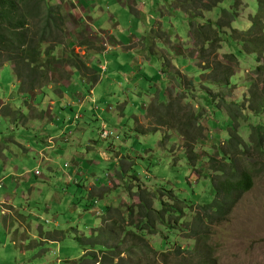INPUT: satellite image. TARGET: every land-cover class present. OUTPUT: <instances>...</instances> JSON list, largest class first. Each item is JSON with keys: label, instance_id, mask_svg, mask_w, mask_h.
<instances>
[{"label": "rangeland", "instance_id": "obj_1", "mask_svg": "<svg viewBox=\"0 0 264 264\" xmlns=\"http://www.w3.org/2000/svg\"><path fill=\"white\" fill-rule=\"evenodd\" d=\"M121 1L136 14L141 13L144 8L142 13L145 16L150 17L154 13L156 17L155 19L151 18L150 26L152 24L155 26L154 29L149 30L152 32L147 34V46L154 49L158 45L162 49H166L168 54L162 50H156L157 54L151 55V61L147 62L150 64H144L142 70H140V66L130 65L131 56L101 60V63H105L101 66H106L110 71L124 70L128 72L134 69L136 72H140L144 80L140 82L139 93H152L151 97L149 96L147 99L133 96L125 85L133 86L135 83H139V78L133 83L126 82L123 77L115 79L112 86L124 82V87H119L116 93L114 91L106 92L105 100L97 103L98 111L89 118L93 119L94 136L92 140L96 146L98 145L97 147H103L113 159L105 161L99 153L89 152L84 161L86 169L82 168L85 175L84 177L78 176L77 179L83 178L81 181L85 182L86 178L92 180V177H89L93 170L91 161L100 162L99 171L94 179L101 187L99 190L95 189L98 191L95 198L101 210L94 208L95 205L92 204L91 208L93 209L90 212L93 214L83 211L85 203L81 202L83 198L89 201L92 193H84L82 196L76 194V187L81 185L79 180L77 183L75 180L70 182V198L64 197L60 193V186L54 179L49 180L52 186H49L48 183L42 187L33 184L35 182L34 175L47 174L44 167L38 168L42 158L24 147L14 145L15 151L22 156L23 161L13 160L14 164L12 165L11 162H3L0 157V200L4 197V193L10 192L12 193L11 201L24 204L23 208L25 209L15 212L17 205L9 206L11 204L9 201L0 203V264H77L83 256L94 253L95 249L83 241L91 235L92 227H99L104 223L103 216L107 206L123 208L133 205L134 219L139 218L136 215L139 211L137 184L142 185L141 188L148 191V199L153 201V207L156 209L159 208V200L164 196L163 189L172 191L179 199L185 200L189 204L204 205L210 203L215 197L211 178L216 175L215 168L223 163L220 151L226 147L225 140L228 139L230 133L231 120L225 108H217V104L213 103L210 93L216 97L218 102L222 97L228 102H233L242 94H247L248 80L255 76L254 69L257 66L255 55L246 53L242 44L232 38H229V41L225 39L218 50L209 53L210 59H216L231 66L235 72L233 82H236L237 85L228 87V85L215 84L213 86L210 81L204 79V75H211L212 70L205 72L206 61L202 62L199 59L201 49H204L205 46H196L193 40V28L190 25L189 17L191 16L183 12V10L190 9H192L191 12H194L193 8L199 5L198 0H144V3L141 2L136 6L134 0ZM231 3L232 0H225L222 5L229 7ZM241 3V16L233 23V27L246 29L249 27L248 16L257 11L258 4L256 0H242ZM163 5H165L164 8H162ZM168 5L171 6V9L168 8ZM175 6L176 8L182 7L183 10L176 9ZM103 9L108 14L115 12L114 8L109 10L107 5H104ZM220 10L219 6L214 11H204L203 17H194L191 22L196 26L208 19L216 21ZM117 13L119 14L116 19L120 27L127 34L130 29H133L131 33L137 35L138 29L144 23L143 19L129 11L121 12L119 9ZM57 16L60 18L57 21L58 25L56 24L57 28L49 32L50 36L47 38V41L51 42L43 44V47L40 48L42 50L52 46L50 55L54 58L49 59L47 58L49 55H42L39 62L41 65L50 66L44 70L47 72V80L41 79V86H36L35 91L30 92L29 96L25 94L24 96L20 92V84L14 76L12 65L6 63L0 68V97L12 100L18 98V104L27 107L31 103L35 105L41 102L39 93L43 90L44 94L48 93L49 100L54 99L59 102L58 109L55 111L58 115L59 112H63L62 108L69 105V101L72 102V98H68V95L65 94L67 98L62 104L60 94L65 91L73 93L76 86H85L82 78L75 77L69 90L65 85L60 86L56 91L52 88L55 81L71 82L70 70L73 68L70 63L87 65L90 56H97L101 53L100 50L90 49V45L87 44H91L89 36L95 34L87 30L85 24H81L79 21L80 12L64 9ZM158 18L160 20L156 22ZM105 20L113 22L114 18L112 15L109 17L106 15L97 22L101 24ZM77 26L82 27L83 36L81 34L79 37L74 36ZM59 28L62 29V37L57 34ZM196 29L197 37H203L199 26ZM171 37H174L173 41H171ZM107 40L106 36L97 37L98 43L106 48L109 46ZM69 44H71V49ZM136 46L137 41L134 44V47ZM139 46H142V43H139ZM206 52H210V49H206ZM230 52L237 56L239 60L237 66L233 62L225 61L226 54ZM172 54L174 57L170 59ZM68 57H70L68 63L61 65L62 59ZM97 64L99 67L100 63ZM95 66L97 67L96 64ZM63 69L67 74L62 71ZM93 74L94 72L89 71L85 75ZM101 75L106 76L107 79L105 72H101ZM117 75L114 73V76L117 77ZM109 83L108 80H105L104 85L108 86ZM49 85L51 88L47 89ZM262 85L263 83L260 84V86ZM159 89L162 90L160 98L157 96L160 94ZM112 94L119 95L116 101L112 100ZM142 103L147 105V109L142 110ZM60 106L61 108H59ZM125 107L126 109L121 111ZM109 108L114 110L109 112ZM76 109L74 107L75 111ZM74 110L69 107V111L73 112ZM119 111L124 112V117L121 114L117 116ZM30 112L33 113V111ZM42 112L48 113V107H43ZM153 112H160L159 118L150 116ZM140 113H145L146 118L139 119L136 123L137 119L134 115ZM187 120L194 122L195 130L190 132L185 130ZM102 122L106 124L107 131L112 134L106 140L101 136V132L98 133ZM237 128L239 134L246 138L249 133L248 126L240 125ZM6 129L7 125L0 123V135ZM111 129L115 130L111 131ZM200 131L203 135L198 137ZM29 132L35 137V133H32L31 129ZM7 133L5 131L3 135ZM42 137L44 136L40 135V142ZM187 155L191 157V161L188 160ZM115 157L120 158L116 161ZM67 161L68 166H72L68 158ZM60 164L64 168L65 163ZM246 164L252 165L254 169L261 167V161L257 159H249ZM67 170L65 169L66 172L61 173V176L67 174ZM60 172L62 170L57 169L55 173L49 172V175L51 177L52 174L56 175ZM117 172L121 174L120 177L116 174ZM109 173L114 176L115 182L112 181L111 175L108 176ZM62 182L64 180H61ZM11 184H14V187H11ZM82 188L83 186L80 189L83 190ZM40 190L44 193L54 191L58 195L60 203L55 201L56 204H53L51 200L55 199L54 197H50L49 200L43 198L39 194ZM161 192H163V196H160ZM163 200L171 207L175 205L170 196L166 195ZM196 205L191 209L192 213L198 210ZM178 208L179 206H177ZM28 209L31 211L30 213ZM189 212L190 210L186 211L188 214H185V217L191 216ZM190 221V218H186V222L190 223ZM185 235L171 237L170 243H178L181 249L194 244L201 251L200 255L192 256L183 252L180 257H177L174 255L175 248L168 244L165 249L158 251L161 255L174 251L167 258L168 264H171L169 261L172 264H182L185 261L182 259L184 255L186 259L191 258L188 262L195 264L197 259L203 255L204 250L209 248H211L212 259L217 264H264V172L256 173L252 189L234 206L231 215L223 222L216 223L211 227V234L207 241L197 245L192 239L183 238ZM161 240L158 235L147 238L150 245H160ZM147 260L150 264H160V262L155 263L149 258Z\"/></svg>", "mask_w": 264, "mask_h": 264}, {"label": "trees", "instance_id": "obj_2", "mask_svg": "<svg viewBox=\"0 0 264 264\" xmlns=\"http://www.w3.org/2000/svg\"><path fill=\"white\" fill-rule=\"evenodd\" d=\"M198 1L199 5L195 7L194 12H191L192 9L176 8L177 4L175 8L192 15L191 18L188 17L194 32L193 40L197 47L205 46L199 58L202 62L206 61L205 72L210 70L212 72L211 75L205 74L204 79L210 81L213 86L237 85L233 82L235 72L231 66L210 59V54L218 50L225 39L229 41V38H232L241 43L246 53L255 55L257 62L255 76L248 80L247 94H242L233 102H228L223 97L218 102L210 93L213 103L217 104V108H226L231 120L230 133L225 140L226 147L220 151L223 163L215 168L216 175L211 178L215 197L204 205L189 204L179 199L172 191L163 189L164 196L163 192L160 196L163 198L166 195L170 196L175 205L169 206L162 198L158 202L159 208L156 209L153 207V201L148 199V191L137 184L139 211L136 215L139 218L134 219L133 205L123 208L107 206L104 220L102 219L104 223L92 228L91 235L83 241L95 249L94 253L83 256L77 264H150L148 258L155 263L168 264L167 258L174 251L162 255L158 252L165 249L168 244L175 248L174 255L177 257L183 252L192 256L200 255L201 251L194 244L181 249L178 243H170L171 237L186 234L183 238L192 239L197 245L207 241L211 227L231 215L234 206L252 189L256 173L264 172V0H256L258 9L255 13L249 14V27L246 29L233 27V23L241 16L242 0H232L229 7L222 5L225 0ZM219 6L221 10L216 21L208 19L196 26L192 24L194 17H203L204 11H214ZM169 7L171 9L170 5ZM64 9L62 4L55 5L52 0H0V68L6 63L12 65L14 76L20 84V92L23 94L35 91L36 86L40 87L42 84L40 80L48 78L44 70L50 66L41 65L39 62L42 55H49L47 57L49 59L54 58L50 55L52 46L42 50L40 48L43 44L51 42L47 41L49 32L57 28L56 24L60 19L57 14ZM197 26L203 37H197ZM61 31V28L57 31L59 37L63 35ZM35 37L37 39H34ZM206 49H210V52L207 53ZM69 59L70 57L62 59L61 65L67 64ZM225 61L234 62L235 66L239 62L233 52L226 54ZM70 65L76 71L85 69L83 64ZM89 82L95 84L96 79L92 77ZM240 125L248 126L249 133L246 138L239 134L237 127ZM185 126L187 132L195 130L193 121L187 120ZM201 135L202 131L198 132V137ZM111 136L112 134L108 138ZM187 157L188 160H192L188 155ZM249 159L261 161V167L254 169L252 165L246 164ZM194 205L198 206V210L192 213ZM187 210L192 214L189 212L191 216L185 217V214H188ZM186 218H190V223L186 222ZM154 235L161 237L160 245L148 243L147 238ZM202 254L195 264H217L212 259L211 248L204 250ZM182 259L185 260L182 264H193L188 262L191 258L186 259L185 255Z\"/></svg>", "mask_w": 264, "mask_h": 264}, {"label": "crops", "instance_id": "obj_3", "mask_svg": "<svg viewBox=\"0 0 264 264\" xmlns=\"http://www.w3.org/2000/svg\"><path fill=\"white\" fill-rule=\"evenodd\" d=\"M52 1L55 3V5L62 4L66 10L78 11L81 13L79 21H81V24H85L87 26V30L92 31V33L95 34L89 36L91 44H87L90 45V49L100 50L101 53L99 55L97 54V56H90L88 59V64L84 65V70L82 69L80 71H76L75 69H69L72 75L71 82H54L55 84L54 86H52L54 91L59 90V87H62L64 85L69 90V88H71L74 83L75 77L82 78L83 84H85L84 87L76 86L73 93L63 91L64 93L60 94V97L62 98V104L65 101V98H67L65 94L68 95V98H72V102L69 101V105H66L64 108H62L63 112H59L58 115L55 113V111L58 109L57 106L59 102L55 101L54 99L49 100L48 93L44 94L45 91L43 90L41 91V93H39V96H41V102L35 105L31 103L30 106L27 107L18 104V98H16V100H12L11 98L0 97V123H2L3 125H7V129L5 131L8 132L7 134L3 135V133L5 132L3 131L2 135H0V157L3 162H11L12 165L14 164L13 160H22V156L15 151L14 145H19L20 147L26 148L33 154H38L42 158L41 161H39L40 165L38 168L44 167V171L47 174H42L41 176L34 175L33 180L35 182H33V184L42 187V185L48 183L49 186H52L49 180L54 179V181L58 182L60 186V193H62L64 197L70 198V182L75 180L77 183V181L79 180L77 179L78 176L84 177L85 173L82 168L86 169V163L84 161L89 152L99 153L100 155H102L105 161H110L113 159L103 149V147H97L98 145L96 146L94 141L92 140V137L94 136L92 131L93 119L89 118L93 117L98 111L97 103L98 101L105 100L104 96L106 92L114 91V93H116L118 92L119 87H124V82L123 84L112 86V83H115V79H120L121 77H123L126 82L133 83L136 82L139 78V83H135V85L133 86L125 85L126 88L129 89V93L133 94V96L144 97L145 99H147L149 96L151 97L152 95V93H139L141 89L140 82L144 80L143 76L140 75V72H136L134 69L128 72H125L124 70L110 71L106 68V66H101L102 64L105 65V63H101V60L103 58L131 56L132 62L130 63V65H132L133 67L140 66V70H142L144 64H150V62H147L151 61L152 54H157L158 51L156 50H162L166 54H168V52L166 49H162L158 45H156L154 49H151L147 46V34L151 33L152 30H149L154 29L155 26V24H152V26H150L151 18L155 19L156 16L154 15V13L151 14L150 17L145 16L142 13L144 12L145 8L142 9L141 13L136 14V12H133L131 8L124 5L121 0ZM141 2L144 3V0H134V5L136 6ZM104 5H107V7H109V10L114 8V14L106 13L103 9ZM164 6L165 5H163L162 8H164ZM119 9L121 10V12L123 10L125 12L129 11L130 13H133L143 19L144 23H142V25L138 29L137 35L131 33L133 29H130L127 34L125 30L120 27V24L116 19L117 14H119L117 13ZM106 15L108 17L112 15L114 18L113 22H108L107 20H105L103 23L99 24L97 21L101 20ZM184 16L187 17L186 15ZM158 20L160 19H156V22ZM161 22L163 21L161 20ZM76 30L77 32H74L75 37H79V34L82 35V27L77 26ZM105 36L108 38L107 42L109 46L107 48L97 41V37L102 38ZM173 38L174 37H171V41H173ZM136 41L137 46L134 47ZM139 43H142V46H139ZM69 47L71 49V44H69ZM173 57L174 55L172 54L169 58L172 59ZM98 62L100 63L99 67L97 64ZM95 64L97 65V67L95 66ZM104 68L106 69L104 70ZM62 71L66 73L64 69ZM89 71L94 72V74L86 76L85 74ZM101 72H105L107 74V79L106 76L103 77L101 75ZM114 73L118 74L117 77L114 76ZM92 77L96 79L95 84H91L89 82L92 80ZM105 80H108L110 82L108 86L104 85ZM50 88L51 85L47 86V89ZM161 91L162 90L159 89V93ZM21 94L24 95L22 92ZM157 96L160 98L162 95L160 93ZM118 97L119 95L117 94H112L111 96L113 101H116ZM45 106L48 107V113L42 112V108ZM69 107L73 108V110L74 107L77 109L76 111L74 110L73 112H71L69 111ZM59 108H61V106ZM125 109L126 107L122 108L121 111H124ZM145 109H147V105L145 106V103H142V110ZM113 110L109 108L108 111L112 112ZM30 111H33V113ZM121 111L118 112L117 116H120L121 114V116L124 117V112ZM152 116L159 118L160 112H153ZM134 117L135 119H137L136 123H138L139 119L146 118V114H135ZM3 120H5V122H2ZM20 125L22 126L21 128L19 127ZM101 125V129L106 128L105 123L102 122ZM115 125H117V123H115ZM29 129H31L32 133H35V137L29 132ZM101 129L98 131L99 134L101 132ZM114 130L115 129H111V131ZM40 135L44 136L42 137L41 142ZM26 139H28V141H26ZM44 155L45 157H43ZM7 156H9V158H7ZM67 158L70 160L72 166H68ZM119 158L120 157H115L114 159L118 161ZM62 162L65 163L64 168H62V164H60ZM91 163L93 164V170L90 172L89 177H92V180L86 178L85 182L81 181L83 179L82 178L81 180H79L81 181V185L76 187V194H80L81 196L84 193H92L89 201H86V199L83 198V201L81 202L85 203V210L83 211L86 212H90L93 209L91 208L92 204L95 205L94 208H98L101 210V207L97 204L95 198L98 193V191H96L95 189L99 190L101 187L98 186V183L94 179L99 171V167L101 164L99 161L94 160H92ZM56 164H59V166H56ZM56 167L58 170H62V172L57 173L56 175L52 174L50 177L49 172L55 173L57 171ZM65 169H68L67 174H63L61 176V173L66 172L64 171ZM116 174H118L119 177L121 176L119 172H117ZM109 175H111V177L113 178L112 181L115 182L114 176L111 173H109L108 176ZM7 179H9V176H7ZM61 180H64V182L61 183ZM10 186L14 187V184H11ZM81 186H83V190L80 189ZM55 190L58 189L55 188ZM39 194L47 200H49L50 197H54L55 199L51 200L53 204H56L55 201H57L58 204L60 203L58 195L54 191H47L44 193V191L40 190ZM3 196L4 197L2 198V200H0V203H3V201H9L11 202L9 206L17 205V207L15 208V212L25 209L23 208L24 204H19L15 203V201H11L12 193L6 192L3 194ZM28 212L30 213L31 211L28 209Z\"/></svg>", "mask_w": 264, "mask_h": 264}, {"label": "bare ground", "instance_id": "obj_4", "mask_svg": "<svg viewBox=\"0 0 264 264\" xmlns=\"http://www.w3.org/2000/svg\"><path fill=\"white\" fill-rule=\"evenodd\" d=\"M201 6V5H200ZM194 9H195V7H194ZM179 11V10H178ZM203 11V10H202ZM181 12V11H180ZM193 14V13H192ZM195 14V13H194ZM192 16V15H191ZM196 16V15H195ZM208 16V15H207ZM200 17V16H199ZM191 18V17H190ZM195 18H197V17H195ZM204 19V18H203ZM264 19V18H263ZM187 24V23H186ZM189 25V24H188ZM179 26H180V24H179ZM173 28H176V27H173ZM172 28V29H173ZM180 29V28H179ZM189 29V28H188ZM158 32V31H157ZM177 32V31H176ZM185 32V31H184ZM180 33V32H179ZM178 33V34H179ZM212 37V36H211ZM211 40H213V39H211ZM190 47H191V45H190ZM210 48V47H209ZM212 48H213V46H212ZM216 48V47H215ZM230 49V48H229ZM203 49H201V51H202ZM208 50V49H207ZM176 55V54H175ZM200 56V55H199ZM232 56V55H231ZM201 57V56H200ZM240 57V56H239ZM200 59V58H199ZM240 59V58H239ZM198 60V59H197ZM234 60V59H233ZM232 61V60H231ZM237 60L235 59V62H236ZM234 63V62H233ZM252 72V71H251ZM135 94V93H134ZM226 105V104H225ZM228 106V105H227ZM152 107V106H151ZM51 108H53V107H51ZM224 108V107H223ZM226 109V108H225ZM150 116H152V115H150ZM151 119V118H150ZM222 123V122H221ZM174 132V131H173ZM176 135V134H175ZM175 141V140H174ZM160 142V141H159ZM187 148H188V146H187ZM143 149V148H142ZM163 149V148H162ZM179 149V148H178ZM163 150H165V149H163ZM173 152H174V150H173ZM177 152H180V151H178L177 150ZM97 193V192H96ZM98 194V193H97Z\"/></svg>", "mask_w": 264, "mask_h": 264}, {"label": "built area", "instance_id": "obj_5", "mask_svg": "<svg viewBox=\"0 0 264 264\" xmlns=\"http://www.w3.org/2000/svg\"><path fill=\"white\" fill-rule=\"evenodd\" d=\"M101 136H102L104 139H106V138H108V137L110 136V133L107 132L105 129H103L102 132H101Z\"/></svg>", "mask_w": 264, "mask_h": 264}, {"label": "clouds", "instance_id": "obj_6", "mask_svg": "<svg viewBox=\"0 0 264 264\" xmlns=\"http://www.w3.org/2000/svg\"><path fill=\"white\" fill-rule=\"evenodd\" d=\"M106 129V128H105ZM103 130V129H102ZM102 130H101V132H102ZM106 131H107V129H106ZM108 132V131H107ZM110 133V132H109ZM111 134V133H110ZM107 139V138H106ZM106 139H104V140H106Z\"/></svg>", "mask_w": 264, "mask_h": 264}]
</instances>
